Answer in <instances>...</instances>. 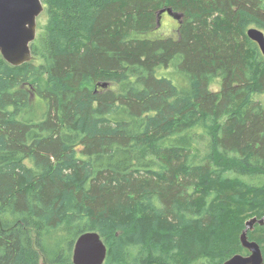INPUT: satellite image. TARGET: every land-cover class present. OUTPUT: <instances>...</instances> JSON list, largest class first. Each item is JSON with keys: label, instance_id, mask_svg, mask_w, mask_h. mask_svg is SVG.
<instances>
[{"label": "trees", "instance_id": "trees-1", "mask_svg": "<svg viewBox=\"0 0 264 264\" xmlns=\"http://www.w3.org/2000/svg\"><path fill=\"white\" fill-rule=\"evenodd\" d=\"M41 1L32 59L0 55V264H73L86 231L103 264L248 254L245 214H264V56L247 29L264 33V0ZM162 7L182 14L176 30H161ZM247 234L264 264V223Z\"/></svg>", "mask_w": 264, "mask_h": 264}, {"label": "water", "instance_id": "water-1", "mask_svg": "<svg viewBox=\"0 0 264 264\" xmlns=\"http://www.w3.org/2000/svg\"><path fill=\"white\" fill-rule=\"evenodd\" d=\"M44 10L41 0H0V55L11 65H20L30 61L33 57L30 43L36 37V18ZM167 11L175 18L181 13L173 11L170 7L161 8L160 14ZM248 37L255 41L264 56V33L256 27L247 29ZM106 86L107 83H101ZM264 223V214L258 218L250 217L245 221V227L239 235V241L248 254L235 253L226 259L223 264H263V253L259 243L251 240L247 232L255 224ZM107 248L97 231L81 233L75 240L72 252L73 264H103ZM39 264H49L41 257ZM159 264V263H150Z\"/></svg>", "mask_w": 264, "mask_h": 264}, {"label": "rangeland", "instance_id": "rangeland-1", "mask_svg": "<svg viewBox=\"0 0 264 264\" xmlns=\"http://www.w3.org/2000/svg\"><path fill=\"white\" fill-rule=\"evenodd\" d=\"M177 12V11H176ZM180 13V12H179ZM166 14V15H165ZM164 14V16H162L161 18H160V22H161V30H163L164 32H171L172 30H176V28L178 27V21L176 20V19H174V18H170V17H168V14L167 13H165ZM46 18H47V14H46V10H45V8H44V10L37 16V18H36V32L38 33V32H40L43 28H44V26H45V24H46ZM36 33V34H37ZM36 62H40L41 60L39 59V58H37L36 60H35ZM211 88L212 89H215V90H217L218 88H219V84L217 83V82H214V83H212L211 84ZM194 130L196 131V132H202V127H201V125H196L195 127H194ZM192 133H193V130H192ZM193 136H194V138L195 139H197L198 141L200 140L199 139V137H198V135L197 134H193ZM199 142H201V141H199ZM245 213H242V216L244 215ZM253 216H256V215H251V216H247L246 214H245V217H244V221L245 220H247V219H249L250 217H253ZM242 254V253H241Z\"/></svg>", "mask_w": 264, "mask_h": 264}, {"label": "flooded vegetation", "instance_id": "flooded-vegetation-1", "mask_svg": "<svg viewBox=\"0 0 264 264\" xmlns=\"http://www.w3.org/2000/svg\"><path fill=\"white\" fill-rule=\"evenodd\" d=\"M162 8H166V7H162ZM160 9H161V8H160ZM173 11H174V10H173ZM165 13L168 14V17H170V18H174V19H176L178 22L181 21V17L177 19V18H175L174 16L170 15L167 11H163V12L160 14L159 19H158V25H159V26L161 25L160 18H161L162 16H164ZM165 15H166V14H165ZM160 27H161V26H160Z\"/></svg>", "mask_w": 264, "mask_h": 264}]
</instances>
